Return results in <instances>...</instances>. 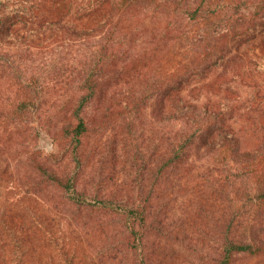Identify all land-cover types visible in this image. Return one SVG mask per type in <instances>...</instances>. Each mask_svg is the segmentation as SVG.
<instances>
[{
    "label": "rangeland",
    "instance_id": "1",
    "mask_svg": "<svg viewBox=\"0 0 264 264\" xmlns=\"http://www.w3.org/2000/svg\"><path fill=\"white\" fill-rule=\"evenodd\" d=\"M112 12L111 20L103 18ZM84 19L94 25L109 22L105 30L114 32L109 42L100 29L67 26L64 32L56 22L39 27V35L21 29L0 36V264H67L68 257L78 264H113L109 251L121 234L115 232L117 240L108 242L94 219L72 224L75 216L64 208L63 191L50 173H78L81 183L99 195L133 194L131 185L144 175L147 195L169 202L174 225L182 222L179 226L189 232L216 227L218 212L202 208V198L195 196L214 175L205 159L191 172L171 171L162 186L154 171L158 149L167 147L173 129L168 119L157 117L155 105L177 68L185 77V90L200 79L189 67V34L197 25L174 18L155 3L98 5ZM170 27L181 30L164 35ZM99 56L109 79L105 86L120 89L118 95L134 91L140 106L129 124L122 102L117 100L118 111L106 120L101 119L103 105L92 102L86 115L97 114L98 119L79 144L57 135L69 110L64 99L81 85L80 75ZM32 76L39 77L43 94L34 98L36 107L20 112L16 105L27 95L24 86ZM202 93L201 101H208Z\"/></svg>",
    "mask_w": 264,
    "mask_h": 264
},
{
    "label": "trees",
    "instance_id": "2",
    "mask_svg": "<svg viewBox=\"0 0 264 264\" xmlns=\"http://www.w3.org/2000/svg\"><path fill=\"white\" fill-rule=\"evenodd\" d=\"M109 3H155L174 18L197 25L189 34V67L200 79L185 90V77L177 68L155 105L157 117L168 119L173 129L167 147L158 149L154 171L162 186L171 171L191 172L205 159L214 175L208 188L198 189L195 196L202 198V208L218 216L213 217L215 229L189 232L179 226L182 222L172 223L169 202L147 195L144 175L143 181L131 185L133 194L99 195L81 183L78 173H50L63 191L64 208L75 216L72 224L94 219L108 242L117 240L115 232L121 234L109 251L113 264H264V0H0V36L21 29L39 35V27L56 22L64 32L67 26L100 29L108 41L114 33L105 30L109 22L94 25L84 14ZM103 18L111 20L113 12ZM180 30L170 27L163 34ZM246 44L250 47L242 51ZM102 68L99 56L80 75L81 85L64 99L69 110L57 131L60 137L83 143L98 119L97 114L86 115L95 101L103 105L104 120L118 111L117 100L122 102V112L125 107L130 116L127 123L132 124L138 96L132 90L118 95L120 89L105 86L109 79ZM29 82L24 86L27 95L16 105L20 112L36 107L34 98L43 94L39 77ZM202 92L208 101H201ZM68 258L67 264H78Z\"/></svg>",
    "mask_w": 264,
    "mask_h": 264
}]
</instances>
